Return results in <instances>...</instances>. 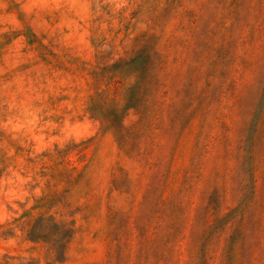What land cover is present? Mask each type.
Instances as JSON below:
<instances>
[{"label":"rangeland","instance_id":"374dc122","mask_svg":"<svg viewBox=\"0 0 264 264\" xmlns=\"http://www.w3.org/2000/svg\"><path fill=\"white\" fill-rule=\"evenodd\" d=\"M0 264H264V0H0Z\"/></svg>","mask_w":264,"mask_h":264}]
</instances>
